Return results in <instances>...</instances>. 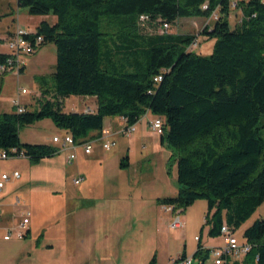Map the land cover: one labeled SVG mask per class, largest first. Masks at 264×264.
<instances>
[{
    "label": "trees",
    "instance_id": "16d2710c",
    "mask_svg": "<svg viewBox=\"0 0 264 264\" xmlns=\"http://www.w3.org/2000/svg\"><path fill=\"white\" fill-rule=\"evenodd\" d=\"M231 2L17 0L29 16L54 19L41 21L31 38L41 37L40 47L54 45L55 71L50 88L38 78L44 99L38 109L0 114V150L11 158L22 153L37 165L60 149L20 142V130L36 122L49 119L80 144L99 135L105 118L121 117L131 126L147 113L159 116L160 145L170 153L167 174L175 164L178 191L156 203L182 213L205 201L208 237H219L223 225L236 234L264 203V3L240 0L233 8ZM235 8L241 17L230 28ZM214 11L217 19L202 33L214 40L209 56L188 50L197 41L194 35L155 33L179 19L207 20ZM140 16L148 18L151 33L139 31ZM104 18L115 31H100ZM4 41L0 38V45ZM8 57L0 54V65ZM70 97H95L97 109L64 113ZM127 166L124 157L120 168ZM199 239L191 264L210 257L211 249ZM242 239L251 245L242 264H264V218L244 229ZM184 259L183 251L177 260ZM148 264H156L155 255Z\"/></svg>",
    "mask_w": 264,
    "mask_h": 264
},
{
    "label": "rangeland",
    "instance_id": "374dc122",
    "mask_svg": "<svg viewBox=\"0 0 264 264\" xmlns=\"http://www.w3.org/2000/svg\"><path fill=\"white\" fill-rule=\"evenodd\" d=\"M234 1L239 2L240 0ZM8 4L11 7L12 13H9L10 9L6 5L0 6L1 36H4L7 30L12 31L16 28V14H18V25L20 27L34 25L39 18L29 16L25 9L17 6L15 0H8ZM240 17V10L237 8L231 10L229 15L230 28H233L239 22ZM102 20L103 22L100 26L101 32L111 33L115 31V27L106 22L107 19L104 18ZM47 21L52 23L54 19L48 17ZM213 23L214 21L205 19H179L174 25H170L168 33L196 36L197 44L194 48H191V51L201 56H209L214 40H207L202 33L206 28L211 27ZM138 28L141 33H151L154 29L148 24L143 25L140 23H138ZM166 33L162 32V34ZM39 49L42 50L38 53L36 52L37 54L34 53L24 58L25 69L21 74H0V114L14 111L11 105L12 99L18 98L21 106L27 111L38 109V103L44 101L39 93L38 78H44L46 87L50 88L52 86L51 75L55 71L56 54L53 44H47ZM0 51L6 50L0 47ZM22 89L26 91L25 94H20ZM83 100L85 99L81 97H70L64 104L63 112L82 113L84 109ZM153 119L154 116L151 114L147 116V119L141 117L136 124L135 132L130 137L116 136V147L109 151H104L99 142L93 143L92 146L96 150H99L101 155L117 153L119 157H123L124 150L127 147L131 148L130 141L139 134L144 123H147V120ZM148 127L151 130L150 124ZM260 132L264 139V128ZM53 135L64 137V132L56 128L49 119H44L22 128L19 132V139L22 144L47 145L46 142L49 138L51 144L57 145L59 148V144L52 143ZM59 151V154L68 153V150L64 149H60ZM167 157L165 155V158ZM37 165H31L26 158H8L0 160V173L3 171L9 175L13 170H16L20 175L19 179L21 181L23 179H29V181L36 179L40 181L41 179L47 180L46 172L39 171L37 168L34 169ZM40 167L41 165L38 168ZM9 168L11 169L9 170ZM84 172L87 184L97 182L96 179L99 174L96 170L86 167ZM67 173V182L64 189L59 187L60 185H50L46 182L32 183V186L29 187L28 185H24L26 183L24 181L20 183L19 179H17L19 183L15 185H8V182L4 184V188L1 191H7V194L3 199H0V203H7L3 208L12 215V228L8 232H12L17 228L22 222L23 214L26 212L30 213L29 221L31 223H29L28 227L31 230L29 231V235L23 239L17 240L12 238L9 242L3 241L1 239L2 235H0V264H11L12 259L17 257V255L20 257L17 264H82V261L86 257L92 256L91 253L97 260L100 259L99 255L96 257L94 242L96 224L101 220H97L93 211L85 209L75 210L79 204L87 202V200H82L84 194L81 192L79 196L73 194L75 190H81L80 187H84V185L74 186L72 183V179L77 177L75 166H69ZM126 174H129L130 178L133 177L132 171ZM69 197H71L70 201ZM206 212V202L196 201L186 209L184 217H181L182 214L178 213L179 219L183 222L181 229L174 230L170 227V224L175 219V214H173L174 216L169 224L168 231L165 229L163 232H160L159 229L157 230L148 225L143 230L134 229L132 232L126 228V224L127 222L132 224L137 218V214L131 213L130 217L127 218V215L122 210H117L116 215L113 214L115 218H110L109 222L114 220L121 223L117 227V234H119L117 237L120 239V244L117 247L116 261L109 259V263L148 264L153 255V252L150 253L152 247L158 248L159 261L162 264L166 263V259L164 258L166 246L170 250L171 255L182 250L183 245H186L187 255L191 251H196L197 243L194 240L195 236L201 237L203 242H207L208 240L207 226H204ZM263 218L264 204L236 231V237L242 240L243 230L249 227L255 220ZM202 227L203 230L200 232ZM37 238L40 245L35 247L34 244ZM210 244L221 245V239L211 241ZM48 245H52L53 249L48 248ZM104 247L106 248L107 246L104 245ZM214 260L215 257L210 256L205 264H213ZM192 264H198V262L192 260Z\"/></svg>",
    "mask_w": 264,
    "mask_h": 264
},
{
    "label": "crops",
    "instance_id": "0c3cea01",
    "mask_svg": "<svg viewBox=\"0 0 264 264\" xmlns=\"http://www.w3.org/2000/svg\"><path fill=\"white\" fill-rule=\"evenodd\" d=\"M15 1L17 3V0ZM3 5H6L9 9L11 8L8 4V0H0V6ZM9 13H12L11 9ZM17 16L18 14H16V28H20L26 30L27 32H32V33L35 32L37 25L41 21L48 19L47 17H39L38 20L36 19L37 21L35 22L34 25H25V27H20L18 25ZM15 29H13L12 31L7 30L4 36L0 35V38L2 40H5L8 36H10L14 32ZM0 47H3V49L6 50L4 44H1ZM40 50L42 49H39L37 53ZM0 54H7V50L0 51ZM81 98L85 99L83 100L84 109L82 113H86L88 111L91 112L96 111L97 103L95 97H81ZM66 100H64L63 106ZM149 114L150 113H147L144 116V118L147 119V116ZM151 122L152 120H147V123H144L139 134L130 141L131 142L130 145H132L131 148L127 147L124 150L123 157H119L117 153H112L110 155H106V154L101 155L100 154L101 152L99 150H96L95 147H93L92 152L89 155L84 154L80 148L67 147L64 149V150H68L67 154L61 153L58 156L51 158L50 160L44 159L40 162V164L34 167V169L37 168L39 171L41 170L46 172L48 177L47 180L41 179L40 181L39 179H36L33 181L31 180L29 181V179H23L21 181L18 178L20 180V183L24 181L26 182L24 185L26 186L28 185L29 187L32 186V183L37 184V183L46 182L50 185H55V184L60 185L59 187H62L64 189L66 187V182H67V175H68L67 168L69 166L76 167L77 177L72 179V183L73 180L75 179H81V181L78 184L73 183V185L74 186L84 185V187L81 186L80 187L81 190H75L73 194L75 196H79L81 192L82 194H84L82 200H87V202L79 204L75 208V210L85 209L87 211H93L97 220L99 219L101 220L100 222H97L98 224H96V236L94 242L96 257L99 255L100 259L97 260L90 252L92 256L86 257L82 261L83 262L82 264H99V263L110 264L109 259H112L111 261H116L117 247L120 244V239L117 237L119 235L117 234L118 231L117 227L121 223L116 222L114 220L109 222V219L115 218L114 215H116L117 210L120 211L122 210L125 213V215H127V218L130 217L131 213L137 214V218L133 221L132 224H129V222H127L126 224L127 225L126 228L132 232L134 229L143 230L148 225L151 226L152 228H156L157 230L159 229L160 232H163L165 229L167 231L169 230L168 227L173 219L174 213L168 212L166 210V206L159 205L158 203H156V200L162 198H173L176 196L178 191L177 183H176V166L175 164L171 165L170 172L168 175L167 164L170 153L160 145V140H159L160 136H157L152 131L151 127H150L151 130H149L148 126ZM103 128H107L111 130L114 140L116 136L119 135L123 136L120 133L121 130L123 129V122L121 117L105 118L103 122ZM263 128L264 127H262V129ZM62 131L64 132V136L68 135L66 131L64 130ZM93 135L94 133H90L88 137H92ZM53 137L56 136L53 135L52 138ZM46 144L57 147V145L51 144L49 138L47 139ZM134 145H136V147H134ZM70 155H73L74 158L68 161ZM165 155H167L168 157L165 158ZM124 157H127L128 166L127 168L122 169L120 168V161ZM39 165H41L40 168H38ZM86 167L92 168L93 170H96L98 172L99 176L96 179L97 182L95 181L93 184L91 183L87 184L84 177V173H85L84 170H86ZM10 169L11 168H9V170ZM129 171H132L133 177L131 178L129 177V174H126L127 172L129 173ZM14 172L18 173V171L13 170L9 175H11ZM2 174H6V173L1 171L0 176ZM10 180L12 181L9 182ZM10 180L8 181V185H15L16 183H19L17 182L19 181L17 179H10ZM2 189H0V199H3L7 194V191L2 192L1 191ZM69 198L70 201L71 197ZM6 205L7 203L4 202L0 203V235H2L1 236L2 240L5 234L8 232V230L12 228L11 227L12 215L9 214L8 211H5V209L3 208ZM185 213L186 210L181 213L182 214L181 217H184ZM23 218H24V214L22 219ZM29 223L31 222L29 221ZM28 225L26 229V236L29 235L27 234V232L31 230L28 227ZM206 231L208 232V227ZM199 238H200L199 243L204 248L213 249L215 247L220 246V245L210 244L211 241H214L216 239H221L220 236L217 238H209L207 235V239H208L207 242H203L202 238L201 237ZM9 241H5V242H9ZM39 245L40 242L39 239L37 238L34 246L36 247ZM104 245L107 247L105 248ZM47 247L53 249L52 245H48ZM165 250H166L164 256V258L166 259L165 264H173L171 262L176 260V258H178L183 251L186 255V258L188 259H191L192 255L195 253V251H191L187 255L186 245H183L182 250L178 251L174 255H171L170 250L167 248V246ZM151 252H153V255H155L156 264H162L159 261L158 248L152 247L150 249V253ZM19 260L20 257L19 255H17V257L12 259L11 264H17Z\"/></svg>",
    "mask_w": 264,
    "mask_h": 264
},
{
    "label": "built area",
    "instance_id": "2783aa9c",
    "mask_svg": "<svg viewBox=\"0 0 264 264\" xmlns=\"http://www.w3.org/2000/svg\"><path fill=\"white\" fill-rule=\"evenodd\" d=\"M231 6L235 7V1L231 0ZM264 3V0H261ZM205 8V6L203 7ZM217 19L216 11L212 12L211 16L207 19L208 21H215ZM140 24H148V18L146 16L139 17ZM170 26L163 25L155 30V33L162 34V32H169ZM33 35L32 32H27L26 30L16 28L14 32L8 36L4 41V46L7 50V55L9 56L6 63L0 65V74H15L18 75L23 66H25L24 58L36 53L42 42V38L37 36L35 38H31ZM196 42L193 43L188 50L191 51V48L196 46ZM158 80H161L158 78ZM158 80H155L157 82ZM25 90H21L20 94H25ZM12 108L14 112L21 114L24 112V107L21 106L18 99L11 100ZM146 115V114H145ZM144 115V116H145ZM143 116V117H144ZM123 129L121 130V134L125 137H130L135 132L136 125H127V122L124 118H122ZM162 126L163 119L159 116H154V119L150 123V127L152 131L160 136L162 134ZM52 142L55 144H59L60 149H65L67 147L71 148H80L84 154L89 155L92 152L93 146L92 144L95 142H99L101 144V148L104 151H109L116 146V142L113 139V134L110 129L103 128L99 135L93 139H87L80 144H76L73 142L72 137L68 134L64 137H53ZM11 154H16V150L12 149L10 151ZM16 158H23L22 153L14 155ZM11 158L10 154L6 151L0 150V160H6ZM74 158L73 155H70L68 161ZM19 174L17 172L12 173L11 175L2 174L0 176V189L3 188L4 184L8 182L10 179H18ZM81 179L73 180L74 184H78ZM166 210L168 212L175 214V219L171 224V228L181 229L183 227V222L179 219L178 213L179 211H173L172 206H166ZM30 213L26 212L24 214V218L22 222L17 226V228L12 232H7L3 237V240L9 241L12 238L17 240H21L26 235L27 225L29 223ZM219 236L221 238V245L211 249L210 256H223V264H241L246 257V255L251 250V245L246 240H239L234 233H232L226 225H223L220 229ZM195 241H198V237H195ZM173 264H191V259L184 260H174Z\"/></svg>",
    "mask_w": 264,
    "mask_h": 264
},
{
    "label": "bare ground",
    "instance_id": "6f19581e",
    "mask_svg": "<svg viewBox=\"0 0 264 264\" xmlns=\"http://www.w3.org/2000/svg\"><path fill=\"white\" fill-rule=\"evenodd\" d=\"M215 260L213 264H223V256H214Z\"/></svg>",
    "mask_w": 264,
    "mask_h": 264
}]
</instances>
